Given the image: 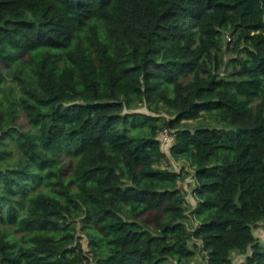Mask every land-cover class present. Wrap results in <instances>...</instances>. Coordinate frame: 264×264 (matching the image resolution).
<instances>
[{
    "label": "trees",
    "instance_id": "obj_1",
    "mask_svg": "<svg viewBox=\"0 0 264 264\" xmlns=\"http://www.w3.org/2000/svg\"><path fill=\"white\" fill-rule=\"evenodd\" d=\"M263 220L264 0H0V264H264Z\"/></svg>",
    "mask_w": 264,
    "mask_h": 264
},
{
    "label": "rangeland",
    "instance_id": "obj_2",
    "mask_svg": "<svg viewBox=\"0 0 264 264\" xmlns=\"http://www.w3.org/2000/svg\"><path fill=\"white\" fill-rule=\"evenodd\" d=\"M228 38L227 43L225 44V47H227L230 44V38L228 35H226ZM227 56H231L232 55V51L228 50L227 51ZM140 111H144V112H148L151 114L157 113L158 117L160 118V122L162 123L164 121V119H167L168 117L172 116L173 111L170 110L169 108H167L166 106H162L159 108L158 112H154V110H151L146 104H141L140 107H138ZM152 111V112H151ZM218 120L214 117H212L211 115L208 114V112H205L203 114L202 117L198 118V119H193V120H187L185 122V124L187 126L190 127H195V126H199V125H218V126H222V124H220L219 122H217ZM173 133H175V130L173 129ZM161 165V166H171V168L177 169V170H181L182 167H184L185 171L188 169L189 174L188 176L184 179L181 180V186L183 187V189L186 191L188 199H187V206L189 209H192L195 207L197 201L196 198L194 197V193H193V188H194V177L192 175V171L194 170V168L190 165L189 161H187L186 159H172L169 155V157H166L164 159H162L161 161H159L157 164ZM187 167V168H186ZM189 225L191 227H194L198 224V220H196V218L194 217V214L189 213ZM78 233L80 235L83 236V243L85 248H88V238L86 236L85 231H83V229L81 228V226H79V231ZM255 234L261 238L264 239V220L260 221L258 226L255 228ZM200 244H202L201 241H198ZM172 263H175L176 261L171 260ZM206 262V257H205V251L203 249H199L197 250L196 255L194 256V260L192 264H204ZM96 260H93L92 262L88 263V264H96ZM245 264V262H244Z\"/></svg>",
    "mask_w": 264,
    "mask_h": 264
},
{
    "label": "built area",
    "instance_id": "obj_3",
    "mask_svg": "<svg viewBox=\"0 0 264 264\" xmlns=\"http://www.w3.org/2000/svg\"><path fill=\"white\" fill-rule=\"evenodd\" d=\"M176 141V134L173 133V130H171L168 127H165L163 133H162V142L165 145L172 146L174 142Z\"/></svg>",
    "mask_w": 264,
    "mask_h": 264
},
{
    "label": "crops",
    "instance_id": "obj_4",
    "mask_svg": "<svg viewBox=\"0 0 264 264\" xmlns=\"http://www.w3.org/2000/svg\"><path fill=\"white\" fill-rule=\"evenodd\" d=\"M235 255L234 261L236 264H244V262H246V253H236Z\"/></svg>",
    "mask_w": 264,
    "mask_h": 264
},
{
    "label": "water",
    "instance_id": "obj_5",
    "mask_svg": "<svg viewBox=\"0 0 264 264\" xmlns=\"http://www.w3.org/2000/svg\"><path fill=\"white\" fill-rule=\"evenodd\" d=\"M227 41H228L227 36H224V42H225V44L227 43Z\"/></svg>",
    "mask_w": 264,
    "mask_h": 264
}]
</instances>
